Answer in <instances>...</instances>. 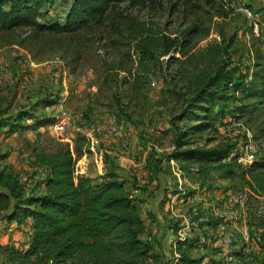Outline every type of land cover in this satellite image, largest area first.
I'll list each match as a JSON object with an SVG mask.
<instances>
[{
  "label": "rangeland",
  "instance_id": "obj_1",
  "mask_svg": "<svg viewBox=\"0 0 264 264\" xmlns=\"http://www.w3.org/2000/svg\"><path fill=\"white\" fill-rule=\"evenodd\" d=\"M69 1L38 0L41 12L38 20L61 22ZM261 1L264 0H124L115 3L101 22L91 21L70 33L39 31L26 25L0 29L1 106L8 113L19 108L33 109L35 118L45 122L32 128L27 125L32 119H27L13 132H7L4 125L0 128V168L7 166L23 180L25 192L37 194L42 191L33 161L37 151L54 150L61 144L72 148L75 135L84 134L90 152L75 157V165L79 172L83 168L89 174H101L112 161L103 149H110L115 140L122 142L119 145L129 146L133 134L141 144L131 154L133 161H140L146 150L144 170L147 169L141 181L131 178V186L136 189L131 194L142 201L140 213L145 224L142 237L151 246L145 258L147 264H170L173 230L189 208L184 199L175 200L168 207L169 196L178 190L193 195L194 206L200 213L211 221L220 219L218 223L232 232L224 247L214 238L193 243L188 252L200 258V264H223L228 250L245 244L250 246L251 257L238 262L264 264V214L257 212L258 198L248 191L238 174L248 159L230 158L233 177H225L216 169L201 176L193 165L190 170H180L177 180L164 157L171 150L175 134L171 117L190 95L187 89L190 65H166L167 55L156 54L152 73L145 80L134 81L137 53L126 34L127 21L133 17L151 25L157 33L169 36L181 37L184 29L194 27L189 37L193 52H202L210 43L224 46L230 40V47L218 58L228 67L236 66L240 73L246 72V78L250 75L246 79L249 83L242 90L229 89L224 102L215 100L212 111L215 127L205 131L198 144L212 146L249 140L260 147L252 160L264 163V4ZM253 23L259 28V36L248 33ZM51 94L64 99L69 119L60 120L53 105H43L44 98ZM110 112L123 125L118 135L93 129L96 124H104ZM50 119L59 120L62 127L50 126ZM10 160L22 164L26 170L20 173ZM174 163L177 165L175 160ZM134 173L131 171L126 176ZM150 178H154L156 185L144 193L146 189L142 185ZM229 190L244 198L241 206L227 200ZM151 197H154L152 202H148ZM206 198L214 200L213 204L202 205ZM29 228L23 223L9 227L0 217V244L22 246L25 240L20 237H25ZM0 264H9L1 252Z\"/></svg>",
  "mask_w": 264,
  "mask_h": 264
},
{
  "label": "trees",
  "instance_id": "obj_2",
  "mask_svg": "<svg viewBox=\"0 0 264 264\" xmlns=\"http://www.w3.org/2000/svg\"><path fill=\"white\" fill-rule=\"evenodd\" d=\"M121 1L124 0H70L61 22L54 19L44 22L38 20L41 15L38 0H0V29L26 25L39 31L70 33L91 21L101 22L105 13ZM194 29H184L181 37L169 36L157 33L143 21L129 18L126 34L137 53L133 80L147 79L156 54L167 55L166 65H190L187 81L190 95L171 117L175 132L173 148L164 158H173L182 172L194 165V171L201 176L216 169L225 177H233L231 143L205 146L199 145L198 140L215 127L212 112L215 100L224 102L229 89L242 90L249 81L246 72L240 73L236 66L228 67L218 58L230 47V40L224 46L210 43L202 52L190 51L189 37ZM43 101L45 106L52 104L53 99L49 96ZM34 115L30 108L8 113L0 102V128L6 126L7 132L23 126L27 119H32L27 124L32 128L45 123ZM88 152L89 141L81 133L75 135L72 148L61 144L54 150L37 151L35 167L44 169L38 176L42 191L37 194L25 192L24 182L17 174L0 168V217L16 224L28 219L30 227L25 247L0 244V252L9 264H147L145 258L151 246L142 237L145 224L139 203L112 166L97 176L79 172L75 157ZM238 174L250 193L264 195L263 162L251 160ZM219 221L198 222L188 237L174 242L177 264H200L201 259L192 256L188 249L203 235V224L214 228ZM210 238L215 240V236ZM227 254L238 258L241 248H231Z\"/></svg>",
  "mask_w": 264,
  "mask_h": 264
},
{
  "label": "built area",
  "instance_id": "obj_3",
  "mask_svg": "<svg viewBox=\"0 0 264 264\" xmlns=\"http://www.w3.org/2000/svg\"><path fill=\"white\" fill-rule=\"evenodd\" d=\"M246 14L250 15V11L245 9ZM254 25L251 27L252 33L257 34V25L256 23H253ZM58 60V59H57ZM250 79V75H247ZM152 83V82H151ZM50 97L53 99L52 104L54 108L58 111L60 120H66L70 118V112L66 109L64 106V99L61 96H55L54 94H51ZM50 126H53L55 128H61L62 124L59 122V120H55L54 122L49 124ZM94 130H101L104 129L105 133L107 135H118L123 131V125L121 123V120H119L115 113L110 112L106 116V121L104 124H96L93 126ZM92 129V130H93ZM104 130H102L104 132ZM89 138V137H88ZM173 145L170 146L169 149L172 150ZM260 151V147L256 144H253L249 140H241L235 143H231L230 151H229V157L230 156H236L241 158H247L248 161L252 160L254 158L253 155L258 153ZM167 162L170 164V170L172 173L176 176L177 180H179V174L180 169L179 167L174 163L173 158H168ZM37 174L44 173V169L40 167H36ZM141 172H135L134 178L136 180H139L141 176ZM180 195V196H177ZM227 200L232 201L238 205H242L244 202V198L235 192L228 191L227 192ZM257 196V195H256ZM176 198V199H175ZM259 205H257V212L264 214V195H258L257 196ZM178 199H184V202L189 203V208L186 214H184L176 223V227L173 230V235L171 238V244H172V257L170 259V264H177V252L174 249V242L176 240H184L186 237H188L191 232L193 231V226L197 224L198 222L205 223L207 220V216L200 213L196 206H194V196L186 194L184 191H176L172 193L167 202L168 207H172V203L175 200ZM202 228L204 229L203 235L197 240V243L207 242L210 240V236H215L214 241H218L221 243L222 246H226L229 242V240L232 237V232L227 230L223 224L217 223L214 228H211L207 226L206 224H203ZM27 245V242L25 241L22 244V247H25ZM250 246L248 244H245L241 246V256L235 257L233 255L227 254L224 258L223 264H229L232 261H246L250 259Z\"/></svg>",
  "mask_w": 264,
  "mask_h": 264
},
{
  "label": "crops",
  "instance_id": "obj_4",
  "mask_svg": "<svg viewBox=\"0 0 264 264\" xmlns=\"http://www.w3.org/2000/svg\"><path fill=\"white\" fill-rule=\"evenodd\" d=\"M259 1V0H258ZM261 3H263L264 4V1H261ZM251 29V28H250ZM259 29V28H258ZM258 29H257V34H254V33H252V30H250V31H248V33L249 34H251V35H254V36H259V34H258ZM247 33V31L244 33L245 35H247L248 34ZM1 68H2V66H1ZM45 107H48V105H45ZM131 131V130H130ZM97 143V142H96ZM119 143H122V142H119ZM119 143L118 142H116V140H115V144L114 145H111L110 147V149H109V147H108V149H103L104 151H106L107 153H109L107 156H108V159L109 158H111L112 159V161L111 162H109V164H108V166H112L113 168H114V170L120 175V177H122L123 178V180H124V184H125V186L128 188V189H130V192L131 191H135L136 189L135 188H132V186H131V178L132 179H134V181H137V182H139V181H141L142 180V178H143V173L145 172V170L147 169V168H145V170H144V165H145V158H144V156L146 155V150H144L143 151V156H142V158H141V160L140 161H133V159H132V155L131 154H133V152L134 151H136V149H140L141 148V144L139 143V142H137V137L136 136H134L133 134H130V141H129V146H124V144H121V145H119ZM98 144H99V142H98ZM98 144H96V147H97V145ZM148 144V143H147ZM146 144V145H147ZM101 152V151H100ZM113 155V156H112ZM131 155V156H130ZM85 157V156H84ZM99 158H100V155H99ZM80 162H82V163H85L84 162V159L83 158H80V159H78ZM107 160V159H106ZM108 161V160H107ZM99 162L102 164V158H100L99 159ZM10 163H11V165H14V166H16V167H19V171H20V173H21V171L23 172V170H26V167H24L22 164H14L13 163V160H10ZM107 163L108 162H104L103 164L104 165H107ZM5 168L7 169V166H5ZM81 170L85 173V174H88L89 176H97V175H99V174H89V173H87V172H85L84 170H83V168H81ZM131 171H135V172H141V178L139 179V180H136L135 178H134V176H126V174L127 173H129V174H131ZM156 185V181L154 180V178H150L149 180H145V182L143 183V185H142V189L143 190H145L146 189V191L144 192V193H147L148 191H149V188H152V187H154ZM154 191V190H153ZM206 194V192H203V194ZM139 194H140V192H138V196H139ZM212 194H214V193H212ZM132 196H133V194H131ZM151 195V194H150ZM152 198H154V197H151V198H148V199H151V200H149L148 201V199H147V201L148 202H152ZM206 201H204L203 202V204L202 205H204V206H206L207 207V205H212L213 204V201L214 200H211V199H209V198H206L205 199ZM136 201L139 203V205H141V202L142 201H139V200H137L136 199ZM141 208V207H140ZM23 224H25V226H29V220L28 219H26L24 222H22ZM22 223H19V224H16L15 222H7V224L9 225V227L10 226H12V225H17V226H19V225H22ZM29 233H30V228H29V230H28V234L27 235H25V237H20V239L21 240H25L26 242H28V238H29Z\"/></svg>",
  "mask_w": 264,
  "mask_h": 264
}]
</instances>
